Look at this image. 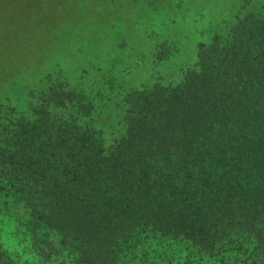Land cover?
<instances>
[{"label":"trees","instance_id":"trees-1","mask_svg":"<svg viewBox=\"0 0 264 264\" xmlns=\"http://www.w3.org/2000/svg\"><path fill=\"white\" fill-rule=\"evenodd\" d=\"M217 46L108 147L56 123L44 106L21 118L0 159V189L12 185L31 206L39 255L50 253L44 234L51 260L69 255L58 264H182L212 250L264 264V17L242 21L230 47ZM218 74L229 79L220 84ZM187 163L189 172L180 169ZM144 224L162 229L161 243L134 240ZM235 235L244 256L229 251ZM175 239L176 257L168 250ZM18 262L0 245V264Z\"/></svg>","mask_w":264,"mask_h":264},{"label":"rangeland","instance_id":"rangeland-1","mask_svg":"<svg viewBox=\"0 0 264 264\" xmlns=\"http://www.w3.org/2000/svg\"><path fill=\"white\" fill-rule=\"evenodd\" d=\"M261 17L264 0H0V159L12 149L15 126L22 117L34 118L39 106L72 132L88 133L87 142L95 138L100 148L120 141L143 106L156 108L147 101L174 91L198 69L203 54H213L205 50L216 44L217 51L230 47L242 21ZM220 77V84L229 79ZM187 164L180 169L189 172ZM5 176L0 172V178ZM13 188L4 184L0 189L3 251L18 264L69 262L66 253L50 259L55 256L52 235L40 237L48 259L46 253L39 255L29 223L31 206L15 197ZM142 226L138 233H145L146 241L138 233L134 240L147 243L154 237L161 243V228ZM237 239L226 240L229 251L244 256ZM168 248L178 256L176 239ZM252 257L249 252V261ZM143 258L138 255L136 261ZM181 259L182 264H243L242 258L230 259L217 250Z\"/></svg>","mask_w":264,"mask_h":264}]
</instances>
